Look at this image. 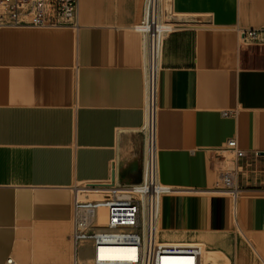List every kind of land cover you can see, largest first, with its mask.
<instances>
[{
	"label": "crops",
	"instance_id": "obj_1",
	"mask_svg": "<svg viewBox=\"0 0 264 264\" xmlns=\"http://www.w3.org/2000/svg\"><path fill=\"white\" fill-rule=\"evenodd\" d=\"M144 2L79 0L73 27L0 31V264H71L74 190L141 180ZM164 6L176 30L161 45L154 133L158 180L173 192L159 224L209 234L226 219L221 196L236 221L264 208V0ZM246 31L261 33L241 44ZM231 139L242 159L219 153ZM233 166L240 191L211 189Z\"/></svg>",
	"mask_w": 264,
	"mask_h": 264
},
{
	"label": "built area",
	"instance_id": "obj_2",
	"mask_svg": "<svg viewBox=\"0 0 264 264\" xmlns=\"http://www.w3.org/2000/svg\"><path fill=\"white\" fill-rule=\"evenodd\" d=\"M162 1L145 0L144 15L134 31L141 37L146 104L156 111L159 57L164 38L176 30L162 19ZM79 0H0L3 29H54L77 23ZM260 31L241 32V44L255 41ZM236 159L244 153L234 139L219 153ZM238 166L219 170L222 191L238 192ZM156 170L147 167L138 183L119 185L109 181L76 188L72 197L69 235L71 264H202L199 245L164 244L156 240L159 199ZM7 264H12L9 259Z\"/></svg>",
	"mask_w": 264,
	"mask_h": 264
},
{
	"label": "rangeland",
	"instance_id": "obj_3",
	"mask_svg": "<svg viewBox=\"0 0 264 264\" xmlns=\"http://www.w3.org/2000/svg\"><path fill=\"white\" fill-rule=\"evenodd\" d=\"M168 12V8L164 6V12L162 14L163 20H167ZM78 188H83V186ZM211 189L222 190L217 182ZM239 195L244 196V194ZM191 196L206 199L217 198V195L213 194H192ZM221 197L225 199V208L223 211L226 213V219L222 220V225L219 227H207L205 230L199 231L209 234L190 235L221 237L225 240V242H222V246L210 247L200 243L199 240L184 244H196L202 247V264H264V208H249L244 213L239 209L236 221L231 213L232 197Z\"/></svg>",
	"mask_w": 264,
	"mask_h": 264
},
{
	"label": "bare ground",
	"instance_id": "obj_4",
	"mask_svg": "<svg viewBox=\"0 0 264 264\" xmlns=\"http://www.w3.org/2000/svg\"><path fill=\"white\" fill-rule=\"evenodd\" d=\"M145 109H146V119H145L144 127L142 128V131L144 134V141H145L144 142V173L147 172V167L152 165L153 168L156 170L158 186L164 191V195H162L159 199L158 220H157V229H156V235H155L156 240L164 244H181V245H185L184 243L186 242H192L195 240H199L200 243H203L204 245H207L210 247L222 246V242H225V240L221 237H217V236L214 237L210 235L209 236H206V235L205 236H201V235L193 236L187 233H173V232L171 233V232L165 231L164 229L160 227L159 212H160L161 198L171 194L173 190L170 187L160 184L158 180L157 154H156L155 133H154L155 112L153 113V116H151V112H150L151 110L148 107V104H146ZM219 191H222V190H219ZM236 193L237 192H235L234 194ZM193 245H196V244H193Z\"/></svg>",
	"mask_w": 264,
	"mask_h": 264
}]
</instances>
